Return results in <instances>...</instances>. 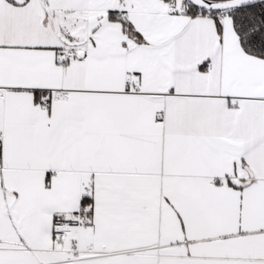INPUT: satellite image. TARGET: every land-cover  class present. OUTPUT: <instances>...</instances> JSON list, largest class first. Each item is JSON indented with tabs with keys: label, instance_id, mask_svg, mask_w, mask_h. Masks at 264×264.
Instances as JSON below:
<instances>
[{
	"label": "snow or ice",
	"instance_id": "1",
	"mask_svg": "<svg viewBox=\"0 0 264 264\" xmlns=\"http://www.w3.org/2000/svg\"><path fill=\"white\" fill-rule=\"evenodd\" d=\"M0 264H264V0H0Z\"/></svg>",
	"mask_w": 264,
	"mask_h": 264
}]
</instances>
